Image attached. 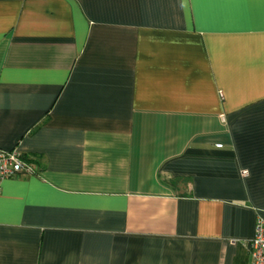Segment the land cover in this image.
Returning <instances> with one entry per match:
<instances>
[{
    "label": "crops",
    "instance_id": "0c3cea01",
    "mask_svg": "<svg viewBox=\"0 0 264 264\" xmlns=\"http://www.w3.org/2000/svg\"><path fill=\"white\" fill-rule=\"evenodd\" d=\"M14 147L0 264H250L264 0H0Z\"/></svg>",
    "mask_w": 264,
    "mask_h": 264
},
{
    "label": "built area",
    "instance_id": "2783aa9c",
    "mask_svg": "<svg viewBox=\"0 0 264 264\" xmlns=\"http://www.w3.org/2000/svg\"><path fill=\"white\" fill-rule=\"evenodd\" d=\"M217 146L220 147V144ZM37 169V164L26 159L18 147L0 149V192L3 180L32 174ZM247 248L250 264H264V218H256L253 236Z\"/></svg>",
    "mask_w": 264,
    "mask_h": 264
}]
</instances>
